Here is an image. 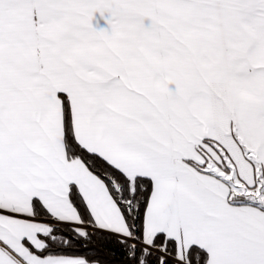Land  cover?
I'll use <instances>...</instances> for the list:
<instances>
[{
	"label": "snow or ice",
	"instance_id": "1",
	"mask_svg": "<svg viewBox=\"0 0 264 264\" xmlns=\"http://www.w3.org/2000/svg\"><path fill=\"white\" fill-rule=\"evenodd\" d=\"M0 264H264V0H0Z\"/></svg>",
	"mask_w": 264,
	"mask_h": 264
}]
</instances>
